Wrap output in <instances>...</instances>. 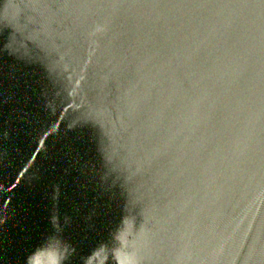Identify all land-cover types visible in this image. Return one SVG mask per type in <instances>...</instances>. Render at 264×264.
Wrapping results in <instances>:
<instances>
[{
  "label": "water",
  "instance_id": "water-1",
  "mask_svg": "<svg viewBox=\"0 0 264 264\" xmlns=\"http://www.w3.org/2000/svg\"><path fill=\"white\" fill-rule=\"evenodd\" d=\"M0 264H264V3L0 0Z\"/></svg>",
  "mask_w": 264,
  "mask_h": 264
},
{
  "label": "snow or ice",
  "instance_id": "snow-or-ice-1",
  "mask_svg": "<svg viewBox=\"0 0 264 264\" xmlns=\"http://www.w3.org/2000/svg\"><path fill=\"white\" fill-rule=\"evenodd\" d=\"M262 3H264V0H261Z\"/></svg>",
  "mask_w": 264,
  "mask_h": 264
}]
</instances>
